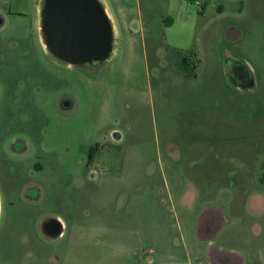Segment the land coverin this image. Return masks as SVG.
<instances>
[{"label":"rangeland","instance_id":"obj_1","mask_svg":"<svg viewBox=\"0 0 264 264\" xmlns=\"http://www.w3.org/2000/svg\"><path fill=\"white\" fill-rule=\"evenodd\" d=\"M99 1L112 51L70 64L43 0H0V264H163L190 202L264 264V0Z\"/></svg>","mask_w":264,"mask_h":264},{"label":"water","instance_id":"obj_2","mask_svg":"<svg viewBox=\"0 0 264 264\" xmlns=\"http://www.w3.org/2000/svg\"><path fill=\"white\" fill-rule=\"evenodd\" d=\"M41 31L48 49L70 64L100 62L112 51L111 23L99 0H43ZM43 228L51 237L62 233L55 218Z\"/></svg>","mask_w":264,"mask_h":264},{"label":"crops","instance_id":"obj_3","mask_svg":"<svg viewBox=\"0 0 264 264\" xmlns=\"http://www.w3.org/2000/svg\"><path fill=\"white\" fill-rule=\"evenodd\" d=\"M190 195H192V193H190ZM182 206L188 211L193 212L191 221V231L189 232L188 238L182 237L178 240V238L173 237L170 240L165 239L167 240V243L170 244V247H168L167 249L161 248L160 250V256H162L163 259L165 258L164 260L166 261H163V264L175 263L174 260L177 257V251L180 246L179 241L183 244V248L186 250V252L189 251V245H194V247H196L197 252L200 254V257H203L204 264H256V258H254L253 256L252 249H246L245 247L239 246H230L222 242L223 236L227 234L226 232L228 230L233 229L232 227L238 226V219L231 220L226 214L227 211L224 210L223 215L225 219L223 225L218 230L202 237L199 234V220L201 213L203 212V210H205V206H201V208H196L195 202H190ZM55 219H57L62 226V233L59 235V237L63 236L64 229L66 228L67 223L64 219L59 216ZM252 232L253 235L259 234L260 228L258 231H256L255 228H252ZM233 240L236 241V239Z\"/></svg>","mask_w":264,"mask_h":264},{"label":"trees","instance_id":"obj_4","mask_svg":"<svg viewBox=\"0 0 264 264\" xmlns=\"http://www.w3.org/2000/svg\"><path fill=\"white\" fill-rule=\"evenodd\" d=\"M168 23H170V21L168 22ZM183 63L186 65L187 64V59H186V57H183ZM93 150H94V148L92 147L91 149H90V152H89V160L92 158V156H93Z\"/></svg>","mask_w":264,"mask_h":264},{"label":"flooded vegetation","instance_id":"obj_5","mask_svg":"<svg viewBox=\"0 0 264 264\" xmlns=\"http://www.w3.org/2000/svg\"><path fill=\"white\" fill-rule=\"evenodd\" d=\"M42 230H43V232L46 234V232H45V229L43 228V225H42ZM47 235V234H46ZM49 238H57V237H59V236H57V237H51V236H49V235H47Z\"/></svg>","mask_w":264,"mask_h":264}]
</instances>
